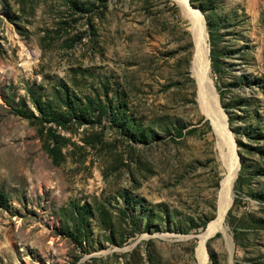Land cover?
Instances as JSON below:
<instances>
[{"label":"rangeland","instance_id":"1","mask_svg":"<svg viewBox=\"0 0 264 264\" xmlns=\"http://www.w3.org/2000/svg\"><path fill=\"white\" fill-rule=\"evenodd\" d=\"M188 2L241 155L205 264H264V0ZM194 46L175 0H0V264H201L224 167Z\"/></svg>","mask_w":264,"mask_h":264},{"label":"bare ground","instance_id":"2","mask_svg":"<svg viewBox=\"0 0 264 264\" xmlns=\"http://www.w3.org/2000/svg\"><path fill=\"white\" fill-rule=\"evenodd\" d=\"M179 3L184 19L191 29L195 43L191 75L197 85L198 100L203 112L211 120L215 133L218 136V153L224 172L221 180V187L218 195L219 217L210 222L206 232L198 246L201 253V264L207 263V252L205 241L215 231H226L223 224L224 215L232 201L233 181L238 174L239 161L236 144L227 125V119L217 97V92L210 76V64L208 53L207 30L205 28L202 14L194 9L188 0H175ZM198 253V254H199Z\"/></svg>","mask_w":264,"mask_h":264},{"label":"trees","instance_id":"3","mask_svg":"<svg viewBox=\"0 0 264 264\" xmlns=\"http://www.w3.org/2000/svg\"><path fill=\"white\" fill-rule=\"evenodd\" d=\"M210 57L213 59L214 58V53L210 52ZM212 67L214 68L213 64H212ZM2 195L1 191H0V196ZM2 202V201H0Z\"/></svg>","mask_w":264,"mask_h":264},{"label":"water","instance_id":"4","mask_svg":"<svg viewBox=\"0 0 264 264\" xmlns=\"http://www.w3.org/2000/svg\"><path fill=\"white\" fill-rule=\"evenodd\" d=\"M208 53H209V47H208ZM237 154H238V161H239V165H240V158H241V155L239 153V151L237 150ZM208 238V237H207Z\"/></svg>","mask_w":264,"mask_h":264}]
</instances>
